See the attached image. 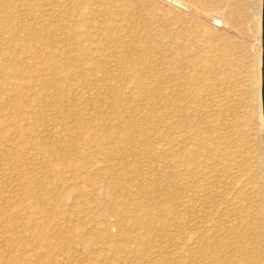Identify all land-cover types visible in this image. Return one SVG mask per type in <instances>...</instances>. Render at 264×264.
Masks as SVG:
<instances>
[{"label":"bare ground","instance_id":"obj_1","mask_svg":"<svg viewBox=\"0 0 264 264\" xmlns=\"http://www.w3.org/2000/svg\"><path fill=\"white\" fill-rule=\"evenodd\" d=\"M40 1L32 0L34 3ZM103 1L82 0L75 5V10L72 1V7L64 9L63 16L76 18L82 9L89 10L93 3L103 8ZM13 2L0 0V161L4 165L0 169V180L7 186L5 193L0 190V264H49L50 259L45 256L47 251L76 250L71 245L73 237L80 240L78 245L105 244L113 250L114 257L98 256L114 263L127 257L137 259L136 264L166 263L170 253L165 246L169 233L165 214L168 211L175 217L178 198L172 175L155 169L151 162L169 161L166 148L173 149L176 141L171 138V132L180 133L187 127L186 108L174 101L191 94L190 100L197 101L203 92L210 90H216L219 97L213 124L201 125L198 118L193 128H186L191 138L181 140L182 150L172 154L173 172L186 183L189 191L198 189L209 200L224 204L226 220L222 231H214L210 236L199 234L195 240L197 245L193 246L195 250L177 257L180 264H185L187 258L191 264H199L196 258H208L209 264H264V179L255 172L257 168L262 171L264 159L255 160L247 147L251 121L256 117L253 114L256 112L258 119L262 117L257 63L246 79L252 90L251 102L248 109L242 111L245 90L241 73L236 61L230 59L225 50L215 57H206L190 41L184 47L173 48L169 68L181 69V73L170 78L172 88L164 95L160 82L147 81L142 72V69H149L145 55L151 52L152 43L148 40L140 47L131 43L126 57L115 59V66L122 70L123 76L109 70L107 80L112 84L98 86L102 93L109 92L108 107L99 106L98 95L90 93L72 97L80 106L74 107L69 104L71 97L63 84L72 80V71L79 68L82 57L90 53L83 46L89 37L62 28L76 56L63 57V61L56 63L54 47L57 43L53 37L59 29L52 26L35 31L36 28L27 27ZM51 3L59 6L57 0ZM99 13L109 24L115 22L116 14L111 9L88 11L91 18ZM114 30L113 26L105 27L109 40H115ZM140 36L135 34V38ZM178 39L184 43L182 36ZM105 42L98 39L95 44L103 46ZM85 58L91 68H101L105 62L98 61L97 65L93 55ZM122 79L132 85L134 93L149 101L143 114L149 126L133 125L122 117L127 110L119 96ZM28 88H35L29 100L28 96L25 98ZM156 99H160L158 106L154 104ZM44 107L52 109L44 110ZM169 111L178 116L176 121L167 119ZM5 116L8 124H4ZM43 117L49 123L40 132ZM154 121L159 125L158 133L163 137L166 150L152 153L144 160L139 151L152 148ZM41 135L51 139L46 140ZM30 139L35 157L31 156L27 162L26 144ZM33 169L37 170V178L31 174ZM64 176L71 181L67 186ZM198 177L201 180L210 177L216 190L197 186ZM74 197L79 203L67 205ZM28 200L30 203L25 205ZM96 212L99 218L92 217L89 223L80 216L75 217V214ZM109 218L114 219L112 224L118 227L121 240L110 235ZM65 222L72 226L64 228ZM134 225L143 231L136 233L132 230ZM61 238H67L64 241L70 244L64 248ZM29 239L34 240L36 249L44 255L39 263L27 254L25 248ZM131 243L133 247L129 246ZM84 256L86 259L77 264H91L90 255ZM66 260L70 264V259Z\"/></svg>","mask_w":264,"mask_h":264},{"label":"rangeland","instance_id":"obj_2","mask_svg":"<svg viewBox=\"0 0 264 264\" xmlns=\"http://www.w3.org/2000/svg\"><path fill=\"white\" fill-rule=\"evenodd\" d=\"M52 1L55 0H42L38 3H34L32 0H14L13 5L16 7V10L19 12L21 11L20 14L22 13L21 15H23L21 18L25 20L24 24L27 27L36 28L35 31H38L39 28H49L52 26L59 29L53 37V41L57 43L54 47L57 51L56 63L63 61V57L73 58L76 56V52L72 46L67 43L65 34L61 31L64 27L76 31V34L82 37L88 36L89 41H84L83 46L86 50H90L92 54L88 52L86 54L93 55L97 59V65H99V62L105 61L103 67L91 68L86 62L87 58L85 57H87V55H85L80 61V67L72 71L74 74L72 80L69 83L63 84V88H65V90L68 89V95L71 97L69 104L74 107L78 105L72 97L75 95H88L89 93L98 95L97 101L99 106L108 107L109 100L107 94H109V92L105 91V94L102 93L98 86L101 84H106L108 86L112 84L110 80H107L106 72L109 70L113 69L115 74L120 75V77L123 76L122 70L115 66V59L126 57L131 43L134 46L137 45V47L146 44L148 40L152 43L151 52L145 55L146 59L144 58L146 62H148L147 67H149V69H142V72L147 81L155 79L157 82H160L159 86L162 87L164 95L169 94L172 88L171 81H169L171 80L170 78L180 75L181 73V69L174 71L169 68L173 61L171 54L173 48L184 47L188 44V41H190L196 45L199 53L206 57H215L219 52L221 53V50H225V54L230 59L236 61L239 72L241 73V83L245 90L242 100L243 106L241 105L242 107L240 108L242 111L245 109L247 110L251 102L252 90L249 89L246 79L247 76L252 74L255 70V64L257 63L258 69L256 73H258L260 82L259 100L262 117L258 119L257 113L255 112L253 114V117H256L252 120L253 122L251 121L250 132L247 136V147L255 160L261 159L262 157L264 159V0H105V2L103 1V8L95 3L89 6V10L94 8H100L102 10L108 8L113 10L116 14L113 24L106 22L105 17L102 16L101 13L91 18L88 15V9H82L81 15L76 16V18L75 16H63L64 9L70 10L72 7V1H74L73 9L75 10V5H78L82 0H57L59 3L58 7L51 5ZM106 3L109 4L106 5ZM108 25L113 26L115 29V40H109L107 34L105 35L106 32L104 29ZM145 27H147V29H144ZM137 33L141 35L139 38H135V34ZM147 36L148 39L146 38ZM179 36H182L184 43L178 39ZM98 39L102 41L106 40L105 44L103 46L96 45L95 42ZM91 40H93L94 43L90 42ZM48 53L49 51L46 50L45 54ZM119 86L121 87V94L119 96L123 98L125 102L123 108L127 109L123 112L122 117L133 125L145 127L148 124L149 126V123H147L146 118L143 116L145 113L144 110L150 104L149 101L138 96L136 92L134 93L132 85L126 79H122ZM164 88H166V90ZM34 89L35 88H28L25 90V98L28 96L27 100L32 97L31 95L34 93ZM191 96L192 94L187 97L185 96L181 100L174 101L176 105L186 108L187 127H184L180 133H176V131L171 132V138L176 140L173 149L166 148L162 143L163 137L158 133L159 125L154 121L151 138L154 142L153 146H151L152 148L149 150L139 151L141 157L146 160L151 157L152 153L158 154L168 149L166 151L169 161L163 162L161 160H155L152 161L151 164L154 165L155 169L165 171V173L167 172V174L169 173V175H172L175 185V195L178 198V202H175L177 213L175 217L168 214V211L165 214L168 220L167 231H169L166 236L167 242L165 246H167V252L169 251L170 255L168 261L166 263L161 262V264H180L178 257L186 256L189 252L191 253L193 251L195 245H197L195 244V240L199 234L203 233V236H210L214 231H222V225L226 220L224 204L218 205L214 201H211V199L209 200L207 196H204L205 194L198 192V189L189 191L190 189L187 188L186 183L184 184L173 172L174 164L172 154L176 152V150L177 152L182 150V145L179 143L181 140L185 139L184 141H189L191 138L186 128H193L199 121H197L198 118L200 119L199 122L201 125L212 126V120L215 119V114L218 109L219 97L216 90L203 92L197 101L190 100ZM63 97L65 98V96ZM159 103L160 99H156L154 102L156 106H158ZM50 107H44V110L52 109ZM211 114L213 116H211ZM43 119L39 126L40 132L42 129L44 130L47 128L49 123L45 117H43ZM167 119L176 121L178 116L169 111ZM3 121L4 124L9 123L6 116L3 118ZM36 125H39V122L36 123ZM10 137H12V139L14 138L12 135ZM41 137L46 140L51 139L48 135H41ZM30 142L31 139L26 144L25 160H27V162H29V159L32 157H35V151L32 150ZM156 144L158 146H156ZM54 165L55 167L58 166L56 164ZM3 167L4 165L0 161V169ZM139 168L142 170L144 168L143 164H141ZM90 169L93 170L92 168ZM180 171L183 172L184 169ZM255 172L259 178L264 179V166L262 171L257 168ZM31 174L36 178L38 177L36 169H33ZM64 179V185L67 186L71 183L66 176H64ZM201 179L202 178L199 177L196 179L198 182L197 186H204L206 188L205 190L209 188L212 189V191L216 190L214 188L215 182L211 181L212 179L210 177L205 180ZM6 187L0 180V190H4L2 193H5ZM205 193L207 194V192ZM29 203L30 200L25 201V205ZM78 203L79 200L77 197H74L67 202V205H77ZM167 206H170V203H167ZM51 216L49 215V217ZM78 216H80L85 223H89L92 217H98L97 212L93 215L87 213L75 214V217ZM59 218L62 219L61 216H59ZM108 221L111 224V226H109L110 235L116 240H121L118 227L112 224L114 219L109 218ZM70 226H72V224H68L67 222L64 223V228ZM132 230L136 233L143 231L138 225L132 226ZM220 234L223 235L222 233ZM66 239L67 238H61V241L65 243L64 248L68 243L70 244V242L64 241ZM79 241L78 237H73V239H71V245L76 249L73 252L66 250L61 251L58 249L47 251L45 256H48V259H50L49 264H68L66 259H70V264L74 261V264H77L80 260L84 261L86 259L84 255H90L91 260L89 263L91 264H108V262L110 264L137 263V259L129 257L125 260L118 261L119 263L102 259L98 254L113 258V250L106 247L103 243H84L78 245L80 243ZM99 241L101 242L100 238ZM27 243L28 246L25 248L28 252L27 254H29L33 260H36L35 262L37 263H39L38 261H42L44 255L40 254L39 250L36 249L34 240L29 239ZM129 246L133 247L132 243L129 244ZM157 254L158 253H156V255ZM186 262L185 264H191L188 258ZM197 262L199 264H209L210 260L208 258L206 260L196 258V263Z\"/></svg>","mask_w":264,"mask_h":264},{"label":"crops","instance_id":"obj_3","mask_svg":"<svg viewBox=\"0 0 264 264\" xmlns=\"http://www.w3.org/2000/svg\"><path fill=\"white\" fill-rule=\"evenodd\" d=\"M263 5H264V3H263Z\"/></svg>","mask_w":264,"mask_h":264}]
</instances>
